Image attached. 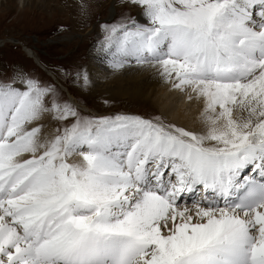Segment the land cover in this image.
Masks as SVG:
<instances>
[{
  "label": "snow or ice",
  "instance_id": "1",
  "mask_svg": "<svg viewBox=\"0 0 264 264\" xmlns=\"http://www.w3.org/2000/svg\"><path fill=\"white\" fill-rule=\"evenodd\" d=\"M121 4L99 67L54 70L70 95L0 72V264H264V0ZM125 73L197 103L199 124L86 109Z\"/></svg>",
  "mask_w": 264,
  "mask_h": 264
},
{
  "label": "rangeland",
  "instance_id": "2",
  "mask_svg": "<svg viewBox=\"0 0 264 264\" xmlns=\"http://www.w3.org/2000/svg\"><path fill=\"white\" fill-rule=\"evenodd\" d=\"M74 1L0 0V72L23 64L42 77L52 79L51 74L55 78L54 70L61 65L72 61L88 65L98 23L116 17L123 5L121 0H78L80 4ZM25 49L33 51L37 60L30 58L32 55L26 54ZM58 83L57 86L70 95L68 87L62 81ZM80 99L86 109L89 107L87 110L92 111L121 109L161 115L150 104L101 93H84ZM103 99L111 102L109 108L105 109Z\"/></svg>",
  "mask_w": 264,
  "mask_h": 264
},
{
  "label": "bare ground",
  "instance_id": "3",
  "mask_svg": "<svg viewBox=\"0 0 264 264\" xmlns=\"http://www.w3.org/2000/svg\"><path fill=\"white\" fill-rule=\"evenodd\" d=\"M74 3L80 4V1L75 0ZM113 12H115L114 6ZM25 51L27 52L26 54L32 55L30 58L37 60L33 51L27 49ZM35 63L39 64L37 61ZM88 66L90 68L99 67L90 55L88 57ZM51 76L55 80L52 74ZM90 93H101L102 95L127 99L133 103L150 104L162 116L188 127H194L199 124L200 106L197 103L188 102L177 93L170 92L165 84L157 82L146 75L140 76L133 73H125L123 76L115 79L99 78L95 80L94 87Z\"/></svg>",
  "mask_w": 264,
  "mask_h": 264
}]
</instances>
